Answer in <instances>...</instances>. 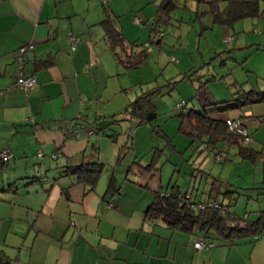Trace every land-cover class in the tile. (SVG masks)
<instances>
[{"label":"crops","instance_id":"obj_1","mask_svg":"<svg viewBox=\"0 0 264 264\" xmlns=\"http://www.w3.org/2000/svg\"><path fill=\"white\" fill-rule=\"evenodd\" d=\"M130 1L0 0V153L13 155L6 163L0 157V264H264L262 236L198 250L193 236L147 221L155 194L169 190L152 182L156 171H143L153 158L135 160L141 143L149 144L147 155L156 149L149 128L123 120L119 129L112 127L120 133L115 142L97 134V126L106 125L97 119L124 118L119 115L147 91L145 85L162 75L160 62L148 72V66L125 68L105 38L101 22L107 15L119 17L128 42L129 28L141 30L124 23ZM244 23L254 28L252 19ZM29 44L34 48L26 54L24 74L34 75L37 84L27 93L13 84L18 50ZM187 62L185 55L177 59L173 78L192 70L183 67ZM192 99L199 109L228 101L230 90L213 81ZM263 105L217 117L245 116L249 130V117L264 121ZM77 123L84 128L65 134ZM96 160L105 167L93 191L64 173L67 166Z\"/></svg>","mask_w":264,"mask_h":264},{"label":"rangeland","instance_id":"obj_2","mask_svg":"<svg viewBox=\"0 0 264 264\" xmlns=\"http://www.w3.org/2000/svg\"><path fill=\"white\" fill-rule=\"evenodd\" d=\"M160 2L161 0H131L129 2V13L123 16L127 18L124 23L126 22L127 26L138 24L141 29L137 31V28L132 27L133 30L129 28L126 35L130 37L131 42L135 39L139 44L149 42L151 24L156 16L157 4ZM176 2L179 7L173 10L171 23L163 24L159 28V32L163 29L165 32L161 45L149 42L150 52L152 50L155 52L151 54L150 66L146 65L148 66L146 72L154 66L153 64L158 66L160 62L162 75L159 82H152L150 86L146 84L145 90L166 84L168 79L179 72L175 63L170 61V57L179 60L185 55L189 64L183 67H191V71L197 72L193 75V78H196L194 81L191 82L185 77L176 90L163 92L155 99L159 112L157 124L163 132L172 136L176 147L168 144L166 139L156 137L152 126H141L149 128L156 148L163 149L162 155L156 158V167L159 169L151 180L164 184V187L170 190L177 182L184 192H191L192 181L203 182L200 199L207 198L210 194L213 200H221V194L233 191L235 193H233L231 211L240 217L256 220L260 211H264V121L261 122L260 119L253 117H249L247 121L249 129L247 132L252 136V140L244 146L261 153L256 160L243 157L239 153L240 146L229 145L227 141L218 143L217 150L222 152L215 155L207 148L206 141H193L194 146H190L192 138L185 133H177L182 120L174 114V106L182 101L181 95L191 104L196 93L195 85L199 86L200 83L198 79L200 75L217 77L214 82L232 83L237 93L239 90L264 88V8L260 17L252 19L254 28H245V20H240L235 23L237 28L233 30L228 26L213 25L210 15L201 19L197 18L196 0H176ZM132 3L138 8L132 9L133 5H130ZM200 7V10H205L207 6L202 3ZM136 18H139L141 22L135 23ZM203 26L208 29L203 30ZM145 31L147 32L144 33ZM228 31L229 34H226ZM225 35L233 37L234 40L231 43L225 42ZM139 48H141L140 45L136 49ZM165 90H167L166 87ZM115 127L119 129L120 125ZM149 147V144L139 145L137 150L140 152L135 158L138 163L152 160L153 154L147 155L150 151ZM135 152L132 150L130 156L134 154L133 157H135ZM195 174L196 177H194Z\"/></svg>","mask_w":264,"mask_h":264},{"label":"trees","instance_id":"obj_3","mask_svg":"<svg viewBox=\"0 0 264 264\" xmlns=\"http://www.w3.org/2000/svg\"><path fill=\"white\" fill-rule=\"evenodd\" d=\"M196 2L197 18L201 19L210 15L213 25L228 26L233 30L237 21L260 17L264 8V0H196ZM202 3L207 6L205 10H200V5ZM104 4H107V2ZM178 7L176 0H161V2L157 4L156 16L151 24L152 31L149 42H156L161 45L165 32L164 29L161 30L162 35L159 36V28H161L163 24L171 23L172 12ZM119 24V17L112 18L111 15H107L101 22L105 31V38L118 58L119 63L131 70L145 67L148 65L151 57L148 52L150 43L139 44L138 41H132L128 44L126 37L119 28ZM206 29H208V27L205 28V26H203V30ZM225 42L231 43L230 41H226V38ZM139 45L141 48L136 49ZM170 61L176 63L177 59L170 57ZM196 72V70H190L187 73L181 74L182 77L180 78L175 79L172 77L167 80L166 84L161 86L156 85L144 91L142 95L130 102L119 115L124 118L119 119L117 115H114L97 119V121L103 120L106 122V125L97 126V134H103L115 142L120 133L117 129L115 130L112 127L120 125L123 120H127L129 122H134L135 126H152L153 134L156 137L166 139L168 144L174 147L172 143L173 138L168 137L159 124H157L159 112L155 104V99L161 96L163 92H173L185 77L189 78L191 82L194 81L196 78H193V75ZM205 77L206 75L198 77L200 83L196 88L197 91L204 90L209 83L217 79L215 76ZM203 78H205V80ZM202 79L204 81H202ZM227 85L230 90V99L228 101L205 103L199 109L190 105V102L185 100L175 105L174 113L182 120L179 132L182 134L185 133L192 138L190 146H194L193 141H206L207 148H209L211 152H214L215 155H219L222 151L217 150L218 143L227 141L229 145L238 144L240 146L239 153L243 157H250L256 160L258 154L261 155V153L251 147L244 146L246 144L242 136L232 131L226 124V120L232 117L220 118L217 116L227 114L230 111H242L243 108L249 105L264 103V88L239 90L237 93V90L232 87V83H227ZM165 87L167 90L164 91ZM244 118L246 117L242 116L233 119L245 120ZM81 125L82 124L77 123L75 127L72 128L77 129L78 132L79 128H84ZM244 125L246 126V121ZM187 128L189 130H187ZM68 129H65V134H77V132H68ZM250 137L252 140L251 135ZM98 151L99 147L96 146V155H98ZM162 153L163 149L156 148L153 153V163L143 167V171L147 173H154L157 171L159 168L156 167V158L161 156ZM104 167L105 166L98 160L95 162L85 161L80 165L67 166L64 169V173L68 176H75L76 182L73 183L84 184L89 188V191H93L99 182ZM196 176L195 174L194 177ZM190 184L191 192L182 191L177 182L174 183L171 190L158 191L145 212L146 220L156 225L163 224L173 232H182L193 236L197 239L196 242L200 241L206 244L203 249H212L217 245H232L242 238L264 237V211H260V215L256 220L240 217L235 212L231 211L232 200H234L233 193L235 192L226 191L223 193L224 195L221 194V200L215 199V201H213L210 197H208V199L203 198V200L202 198L200 199L199 194L201 182L192 181ZM111 187L113 190H117L114 184L111 185ZM214 203H219L221 207H213ZM209 244H213V246L209 247Z\"/></svg>","mask_w":264,"mask_h":264},{"label":"built area","instance_id":"obj_4","mask_svg":"<svg viewBox=\"0 0 264 264\" xmlns=\"http://www.w3.org/2000/svg\"><path fill=\"white\" fill-rule=\"evenodd\" d=\"M104 2L106 3V2H108V0H104ZM135 21L140 22L141 20L136 18ZM158 35L161 36L162 32L158 31ZM231 40H232L231 37L226 38V41H231ZM73 42L75 43L76 39H73ZM33 48H34L33 44L22 46L19 49V54L16 58V64H17L16 74H15L16 79H15L13 86L21 88L24 91H26L27 93L30 92L31 89L34 88L37 84V80H36V77L34 75H25L24 74V67H25L24 65H25V61H26V54L30 49H33ZM226 124L230 127V129L232 131H234L237 134H239L240 136H242V138L246 144L251 141V137L247 132L246 126L244 125L245 120H241V119L234 120L233 118H228L226 120ZM68 132H77V129L69 128ZM38 156H39V158L42 159L43 154L41 152H39ZM0 157H1L2 161L4 163H6L13 157V155L8 150H2L0 153ZM213 207L220 208L221 205L219 203H214ZM205 246H206V244L203 242H200V241L195 243V248L198 250H202ZM208 246L212 247L213 244H209Z\"/></svg>","mask_w":264,"mask_h":264}]
</instances>
